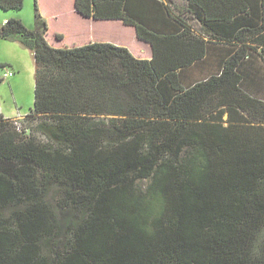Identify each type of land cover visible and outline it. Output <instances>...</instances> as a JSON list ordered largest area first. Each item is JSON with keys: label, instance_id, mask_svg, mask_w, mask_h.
Returning a JSON list of instances; mask_svg holds the SVG:
<instances>
[{"label": "trees", "instance_id": "1", "mask_svg": "<svg viewBox=\"0 0 264 264\" xmlns=\"http://www.w3.org/2000/svg\"><path fill=\"white\" fill-rule=\"evenodd\" d=\"M128 1L76 8L134 25L151 59L111 42L51 45L38 0L34 29L20 18L0 25V39L35 58L27 124L0 109V209L15 206L0 212V264H264V98L252 92L258 66L243 65L256 53L264 69V0H220L217 16L205 4L214 0H187L208 27L239 24L208 37L180 17L178 30H154ZM23 5L0 0L5 11ZM221 43L218 71L184 85L181 70ZM52 183L73 214L62 247Z\"/></svg>", "mask_w": 264, "mask_h": 264}, {"label": "crops", "instance_id": "2", "mask_svg": "<svg viewBox=\"0 0 264 264\" xmlns=\"http://www.w3.org/2000/svg\"><path fill=\"white\" fill-rule=\"evenodd\" d=\"M68 4H63L65 0H57V4L55 5L54 11H52V15L50 13H45L41 8V13L43 17L47 20L48 26L50 29L51 20L53 16H55V20L58 22V27L56 31L52 32V37H50L49 33H46V39L48 42L55 47H73L79 46L91 42H111L117 45L127 46L130 51L138 58H147L151 59L153 57V47L152 45L140 39L137 35V31L134 25H130L125 23L122 19L119 18H95L93 16H84L80 13L76 8V0H67ZM206 1V0H205ZM204 1V3H205ZM215 2H206V5H209L211 8V12L213 16H217L218 14V6L220 0H214ZM232 1V0H231ZM256 0L250 2V4H256ZM128 5L133 14L137 15V17H141L144 19L152 29L158 30L160 32H169L173 30L179 29V21L178 17L184 19L189 25L192 27V30H195L196 33H203L206 37L210 33V30H237L239 28L238 22H231V27L223 26L224 24H220V26H211L208 27L205 25L202 17H199V10H191L194 9L193 6L189 4L187 0H163V3L155 2V6L152 9H147L142 3V0H129ZM170 10H168V9ZM1 9V8H0ZM167 9V10H165ZM9 11V10H8ZM260 12L256 11L253 14H250L248 18H245L249 23L248 25L257 24L259 20H261ZM14 15L11 13H7V11L0 12V25L7 22L8 19L13 18ZM240 19V17H239ZM238 20V17L235 21ZM262 22V21H260ZM121 29H129L132 30L133 36L138 39L140 43H142L140 49H132L129 47L127 43H117L111 36H103V30H121ZM98 30V32H96ZM83 31V32H80ZM84 33L87 35L84 41H80L78 43L73 42L72 45H68L70 38L73 34ZM50 37V38H49ZM69 40V41H68ZM114 40V41H112ZM5 42H1L0 47L7 51L8 55L4 58H0V64L5 65L13 70L21 67L20 60L24 59L27 55V51H31L28 48L24 47L21 43L17 41H9L4 40ZM214 41V40H213ZM119 42V41H118ZM227 46L223 43L221 44H210L207 55L198 63L188 67L187 69L181 70V80L186 86H190L197 81L207 78L213 73H216L218 69L223 64V60L226 58V50ZM30 53H33L32 51ZM34 55V54H33ZM243 65L251 68L252 66L260 67L263 65V62L258 54L249 55L245 58ZM262 68V67H261ZM258 81V80H257ZM260 81V80H259ZM253 82H256L253 81ZM258 97L263 98L262 92L259 89H254L252 91ZM1 112L4 114L6 118H9L5 115L4 109L0 104ZM30 112V111H29ZM28 112V113H29ZM25 113L23 115H26ZM17 116V112H16ZM16 116L12 117L15 118Z\"/></svg>", "mask_w": 264, "mask_h": 264}, {"label": "rangeland", "instance_id": "3", "mask_svg": "<svg viewBox=\"0 0 264 264\" xmlns=\"http://www.w3.org/2000/svg\"><path fill=\"white\" fill-rule=\"evenodd\" d=\"M39 8H41L45 13H50L52 15V11H54L55 5L57 4V0H38ZM68 4V1L65 0L63 4ZM66 4V5H67ZM5 10L0 9V12H4ZM7 13H11L14 15L13 18H20L23 23L30 29H34L36 27L35 21V0H24V5L21 9L9 10ZM51 20L50 25V37H52V32L56 31L58 27V22L54 19ZM49 30L47 33H49ZM83 32V31H80ZM98 32V30L96 31ZM103 36H111L117 43L123 42L127 43L129 47L132 49H140L142 43L138 41L136 37L133 36L132 30L129 29H121V30H103ZM49 37V38H50ZM87 35L84 33L73 34L68 42V45H72L73 42L78 43L80 41H84ZM112 40V41H114ZM119 41V42H118ZM3 39H0V44ZM127 47V46H126ZM31 51H27V55L24 59L20 60L21 67L19 70H14V74L11 77H4V71L7 67H2L0 64V78L2 82L0 83V104L4 109V113L9 118L16 116V112L18 111L23 115L28 113L34 107V99H35V58ZM8 55L7 51L0 47V58H4ZM11 69V68H10ZM13 70V69H12ZM257 78L260 79L259 82H256L255 87L259 89L263 94L264 98V69L257 68ZM31 126V125H30ZM33 129L34 126H31ZM148 179L138 180L137 184L143 189H146L149 184ZM62 192L58 185L52 183L49 185L46 198L49 202H51L55 209L59 212L60 222H61V230L59 236L56 238V246L62 247L68 238L67 226L69 224V220L72 219L73 214L70 210L61 209L58 205V201L60 200ZM15 209L13 204L2 207L0 212L3 216L8 217L12 211ZM48 252V251H47Z\"/></svg>", "mask_w": 264, "mask_h": 264}, {"label": "built area", "instance_id": "4", "mask_svg": "<svg viewBox=\"0 0 264 264\" xmlns=\"http://www.w3.org/2000/svg\"><path fill=\"white\" fill-rule=\"evenodd\" d=\"M14 72H15L14 70L7 67L6 70L4 71V77H2V79H4L5 77H11L14 74ZM11 119L17 125L18 129L23 128L24 125L27 124L28 122L27 114L22 115L20 111H18V114L15 118H11Z\"/></svg>", "mask_w": 264, "mask_h": 264}]
</instances>
